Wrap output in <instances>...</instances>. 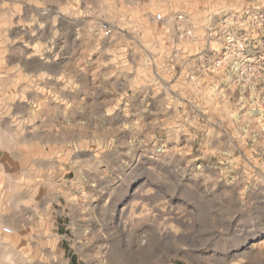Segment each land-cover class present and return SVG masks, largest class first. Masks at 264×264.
I'll list each match as a JSON object with an SVG mask.
<instances>
[{"label": "rangeland", "instance_id": "374dc122", "mask_svg": "<svg viewBox=\"0 0 264 264\" xmlns=\"http://www.w3.org/2000/svg\"><path fill=\"white\" fill-rule=\"evenodd\" d=\"M0 222V264H264V0H0Z\"/></svg>", "mask_w": 264, "mask_h": 264}, {"label": "bare ground", "instance_id": "6f19581e", "mask_svg": "<svg viewBox=\"0 0 264 264\" xmlns=\"http://www.w3.org/2000/svg\"><path fill=\"white\" fill-rule=\"evenodd\" d=\"M0 233H3L4 235H7V233L10 235H13L14 231H13V229H10V230L6 229L5 227H3L2 223L0 222Z\"/></svg>", "mask_w": 264, "mask_h": 264}, {"label": "built area", "instance_id": "2783aa9c", "mask_svg": "<svg viewBox=\"0 0 264 264\" xmlns=\"http://www.w3.org/2000/svg\"><path fill=\"white\" fill-rule=\"evenodd\" d=\"M158 19H161V16L160 15L158 16ZM106 34H108V33L106 32Z\"/></svg>", "mask_w": 264, "mask_h": 264}]
</instances>
